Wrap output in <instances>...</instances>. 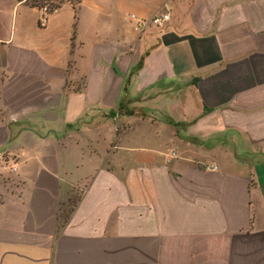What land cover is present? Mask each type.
I'll use <instances>...</instances> for the list:
<instances>
[{
	"label": "crops",
	"instance_id": "obj_1",
	"mask_svg": "<svg viewBox=\"0 0 264 264\" xmlns=\"http://www.w3.org/2000/svg\"><path fill=\"white\" fill-rule=\"evenodd\" d=\"M2 2L0 264H264V0Z\"/></svg>",
	"mask_w": 264,
	"mask_h": 264
},
{
	"label": "built area",
	"instance_id": "obj_2",
	"mask_svg": "<svg viewBox=\"0 0 264 264\" xmlns=\"http://www.w3.org/2000/svg\"><path fill=\"white\" fill-rule=\"evenodd\" d=\"M43 12L46 13L45 8H41ZM131 21L134 22V29L137 31H143L149 27H161L164 23L169 20L168 14L159 13L149 20L139 19L134 15L130 16ZM16 172L15 163L10 162L5 159L4 154H0V175L2 174H11Z\"/></svg>",
	"mask_w": 264,
	"mask_h": 264
},
{
	"label": "rangeland",
	"instance_id": "obj_3",
	"mask_svg": "<svg viewBox=\"0 0 264 264\" xmlns=\"http://www.w3.org/2000/svg\"><path fill=\"white\" fill-rule=\"evenodd\" d=\"M68 2L71 3V4H75L76 0H67L66 3H68ZM35 3L37 5L42 6V8H45L46 9V13H49V9L51 7L50 4L51 3L56 4L57 2H55L54 0H27V4L29 6L32 5V4H35ZM0 4H1V6H0L1 8H4V7L7 6V2H2ZM18 15L21 18H24V16H25V18H28V17H31V16H36L37 13H36V11L34 9H30V8H28L26 6H22V7L19 8ZM74 196L77 197L78 195L74 194Z\"/></svg>",
	"mask_w": 264,
	"mask_h": 264
},
{
	"label": "trees",
	"instance_id": "obj_4",
	"mask_svg": "<svg viewBox=\"0 0 264 264\" xmlns=\"http://www.w3.org/2000/svg\"><path fill=\"white\" fill-rule=\"evenodd\" d=\"M22 1L27 2V0H17V2H22ZM54 1L57 3L56 4H53V3L50 4L51 7L49 9V13H53L56 9L61 8V6L67 2V0H54ZM76 2H78V0H76ZM30 7L38 8V9L42 8V6L37 5L36 3L30 5Z\"/></svg>",
	"mask_w": 264,
	"mask_h": 264
}]
</instances>
